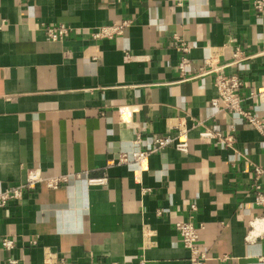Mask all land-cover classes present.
<instances>
[{
	"label": "crops",
	"instance_id": "1",
	"mask_svg": "<svg viewBox=\"0 0 264 264\" xmlns=\"http://www.w3.org/2000/svg\"><path fill=\"white\" fill-rule=\"evenodd\" d=\"M255 1L0 0V194L32 170L42 179L0 206V264H188L175 224L192 203L206 264H264V207L253 189L264 135L212 106L214 75L200 73L211 58L239 75L243 109L264 119V103L249 97L264 85V8ZM123 23L112 38L92 36ZM58 26L69 33L51 41L46 29ZM181 123L187 153L168 146L132 161ZM203 130L235 142L225 147ZM60 176L67 181L46 186ZM103 177L105 186L88 183ZM257 182L264 192V173Z\"/></svg>",
	"mask_w": 264,
	"mask_h": 264
},
{
	"label": "built area",
	"instance_id": "2",
	"mask_svg": "<svg viewBox=\"0 0 264 264\" xmlns=\"http://www.w3.org/2000/svg\"><path fill=\"white\" fill-rule=\"evenodd\" d=\"M255 8L262 12L264 8V0H256ZM127 24L123 23L120 26H104L99 28V30L93 33V38H112L115 35H119L123 32L124 27ZM69 33L68 28L64 26H58L57 28H49L46 29V35L51 41H59L65 38ZM181 44L180 50L183 51L184 54L188 53V49ZM264 56V52H262ZM234 59H239V53H234ZM236 62V61H235ZM188 66V61L186 57H183L178 65L180 71ZM225 66H218L216 68H212V59L209 58L204 61L203 67L201 68V75H206L212 73L214 75L213 85L217 92V97L211 100V105L220 109L221 111L239 116L246 120V122L255 129L259 134L264 135V119H260L255 117L248 110L243 109L242 107V97L240 96V90L243 87V80L237 74L226 73ZM250 98H256L259 103H264V85L263 87L252 91L249 95ZM196 127H201L202 123L198 122L195 125ZM189 130L184 123H181L177 126V132L175 136H163L157 138L154 141V146L151 149L146 150H137L135 151L131 158L132 161L141 163L144 159H146L152 153L158 152L168 146H173L175 150L181 153H187L189 138L188 133ZM199 136L202 138H212L215 139L218 143L224 144L225 147H231L235 138L231 135H224L220 131H208L203 130L199 133ZM138 141V140H137ZM137 143V142H135ZM120 162H127V157L122 155L120 158ZM255 173V182L253 184V189L255 192L254 202L258 206L264 207V192L261 191L260 184L257 182L259 177L264 173V169L260 166H256L254 168ZM79 178V175L76 176ZM42 181L40 174L35 170L30 171L27 174L26 182L21 187L12 188L6 190L2 194H0V206H4L7 202L11 200H17L21 198L22 195V187H26L31 189L34 187L36 182ZM45 184L50 189H56L61 184L67 181L66 176L60 177H51L44 180ZM88 183L91 186H105L107 184V178H91L88 179ZM197 210L195 204H190L189 207V216L188 220L181 221L175 224V229L179 235L182 246L189 252V263L188 264H206V261L209 259L206 252L201 250L198 247L199 239H200V230L201 226H196L192 221V214ZM143 240H148L151 237V230L148 227L143 229ZM2 246L6 249H12L14 247V242L11 239L4 238L2 240ZM226 257L220 258V260H226ZM259 262H264V251L262 255L258 258ZM7 264H22L18 260L9 259ZM55 264H66L64 260H60ZM139 264H143V261H140Z\"/></svg>",
	"mask_w": 264,
	"mask_h": 264
}]
</instances>
